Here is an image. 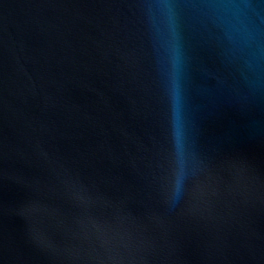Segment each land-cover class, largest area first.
Segmentation results:
<instances>
[{
    "label": "water",
    "instance_id": "1",
    "mask_svg": "<svg viewBox=\"0 0 264 264\" xmlns=\"http://www.w3.org/2000/svg\"><path fill=\"white\" fill-rule=\"evenodd\" d=\"M0 264H264V0H0Z\"/></svg>",
    "mask_w": 264,
    "mask_h": 264
},
{
    "label": "clouds",
    "instance_id": "2",
    "mask_svg": "<svg viewBox=\"0 0 264 264\" xmlns=\"http://www.w3.org/2000/svg\"><path fill=\"white\" fill-rule=\"evenodd\" d=\"M224 12V22L233 39H235L240 44L249 43L253 37L251 29L246 22L243 9L240 8L239 5L225 6ZM182 179V176H177L176 178L177 196L182 184ZM177 196L174 198V200L177 198Z\"/></svg>",
    "mask_w": 264,
    "mask_h": 264
}]
</instances>
